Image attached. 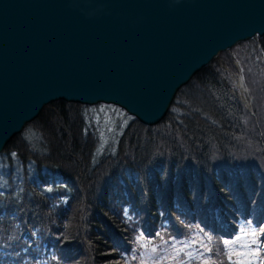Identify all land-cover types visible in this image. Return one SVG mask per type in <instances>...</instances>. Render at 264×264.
<instances>
[{
  "label": "trees",
  "instance_id": "trees-1",
  "mask_svg": "<svg viewBox=\"0 0 264 264\" xmlns=\"http://www.w3.org/2000/svg\"><path fill=\"white\" fill-rule=\"evenodd\" d=\"M220 73H195L153 126L113 104L45 105L0 152V264H130L138 228L199 226L220 257L243 222L264 240V75L244 70L248 110Z\"/></svg>",
  "mask_w": 264,
  "mask_h": 264
},
{
  "label": "water",
  "instance_id": "water-1",
  "mask_svg": "<svg viewBox=\"0 0 264 264\" xmlns=\"http://www.w3.org/2000/svg\"><path fill=\"white\" fill-rule=\"evenodd\" d=\"M264 35V0H0V152L62 100L152 126L221 51Z\"/></svg>",
  "mask_w": 264,
  "mask_h": 264
},
{
  "label": "rangeland",
  "instance_id": "rangeland-1",
  "mask_svg": "<svg viewBox=\"0 0 264 264\" xmlns=\"http://www.w3.org/2000/svg\"><path fill=\"white\" fill-rule=\"evenodd\" d=\"M259 38L256 35L252 39L240 41L231 48L219 52L215 59L206 66L217 73H220L221 70L222 83L228 88L230 94L235 95L248 110H251L253 105L252 89L247 87L249 93L246 102L248 103H244L234 82L237 73L244 74L246 66H248L250 84L260 82V78L264 75V57H260L256 53L261 50ZM254 54H256L255 57H253ZM256 64H259V67ZM127 210H131V208L129 207ZM132 221L137 225L135 219ZM252 232L256 233L255 237L251 235ZM238 237L240 239H237ZM253 239L256 241L255 244H252ZM219 244L223 252L222 257L216 251L218 246L215 238H212L199 226H195L184 236L168 238L164 237L161 232L155 233V236H148L138 228L128 260L130 264H204V261H208L209 264H236V261L243 258L233 253L258 249V255L248 257L247 260L250 261V264H264V240L258 237L257 228L251 223H241L238 232L233 237L226 238ZM244 244L250 245L251 248H243Z\"/></svg>",
  "mask_w": 264,
  "mask_h": 264
},
{
  "label": "snow or ice",
  "instance_id": "snow-or-ice-1",
  "mask_svg": "<svg viewBox=\"0 0 264 264\" xmlns=\"http://www.w3.org/2000/svg\"><path fill=\"white\" fill-rule=\"evenodd\" d=\"M261 232H264V229H261ZM251 235L253 237H255L256 236V233L255 232H252ZM237 239H240V238L238 237ZM255 243H256V241H255V239H253L252 240V244H255ZM242 247L243 248H248V249L251 248V246L248 245V244H244V245H242ZM233 254L236 255V256H240V257L243 258L241 260L236 261V264H250V261L247 260V258L248 257H256L258 255V249H256V250H249L247 252H236V253H233ZM204 264H209V262L208 261H204Z\"/></svg>",
  "mask_w": 264,
  "mask_h": 264
},
{
  "label": "bare ground",
  "instance_id": "bare-ground-1",
  "mask_svg": "<svg viewBox=\"0 0 264 264\" xmlns=\"http://www.w3.org/2000/svg\"><path fill=\"white\" fill-rule=\"evenodd\" d=\"M234 84H235V87L238 89V93L241 94V98L243 99L244 103H248L246 101H248L247 97H248L249 92H248V88H247V85L245 83L244 77H243V75H241V72L237 73V77H236Z\"/></svg>",
  "mask_w": 264,
  "mask_h": 264
}]
</instances>
